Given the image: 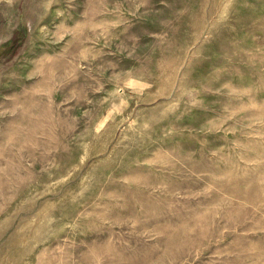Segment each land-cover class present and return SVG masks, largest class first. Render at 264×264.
<instances>
[{"label": "rangeland", "instance_id": "obj_1", "mask_svg": "<svg viewBox=\"0 0 264 264\" xmlns=\"http://www.w3.org/2000/svg\"><path fill=\"white\" fill-rule=\"evenodd\" d=\"M0 264H264V0H0Z\"/></svg>", "mask_w": 264, "mask_h": 264}, {"label": "bare ground", "instance_id": "obj_2", "mask_svg": "<svg viewBox=\"0 0 264 264\" xmlns=\"http://www.w3.org/2000/svg\"><path fill=\"white\" fill-rule=\"evenodd\" d=\"M50 90V89H49ZM35 118V117H34ZM42 125V124H41Z\"/></svg>", "mask_w": 264, "mask_h": 264}]
</instances>
